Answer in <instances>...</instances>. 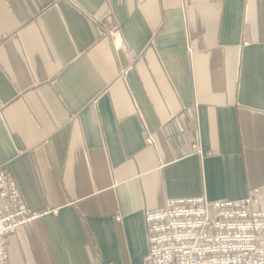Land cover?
I'll list each match as a JSON object with an SVG mask.
<instances>
[{
  "label": "crops",
  "instance_id": "crops-1",
  "mask_svg": "<svg viewBox=\"0 0 264 264\" xmlns=\"http://www.w3.org/2000/svg\"><path fill=\"white\" fill-rule=\"evenodd\" d=\"M0 169L9 264H144L148 212L264 189V0H0Z\"/></svg>",
  "mask_w": 264,
  "mask_h": 264
},
{
  "label": "built area",
  "instance_id": "built-area-1",
  "mask_svg": "<svg viewBox=\"0 0 264 264\" xmlns=\"http://www.w3.org/2000/svg\"><path fill=\"white\" fill-rule=\"evenodd\" d=\"M109 36L122 47L118 26ZM42 213L23 203L14 179L0 169V264H9L8 240ZM144 264H264V189L240 201L169 200L146 215Z\"/></svg>",
  "mask_w": 264,
  "mask_h": 264
}]
</instances>
